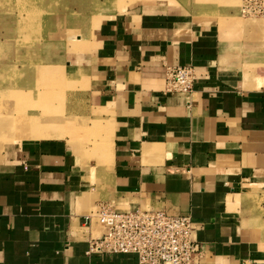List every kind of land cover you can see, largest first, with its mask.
<instances>
[{"label": "crops", "instance_id": "obj_1", "mask_svg": "<svg viewBox=\"0 0 264 264\" xmlns=\"http://www.w3.org/2000/svg\"><path fill=\"white\" fill-rule=\"evenodd\" d=\"M203 1H140L99 23L77 61L108 126L93 155L78 133L0 146V264H137L89 252L102 203L190 216L195 264H264V17ZM178 65L192 93L165 91Z\"/></svg>", "mask_w": 264, "mask_h": 264}, {"label": "rangeland", "instance_id": "obj_2", "mask_svg": "<svg viewBox=\"0 0 264 264\" xmlns=\"http://www.w3.org/2000/svg\"><path fill=\"white\" fill-rule=\"evenodd\" d=\"M140 1L155 0H0V146L61 133L75 142L78 133L92 139L89 157L99 149L108 126L88 102L92 76L77 61L92 51L99 23ZM179 1L197 13L205 5ZM236 4L241 16L260 17L244 15L243 0ZM92 221L103 230L95 216Z\"/></svg>", "mask_w": 264, "mask_h": 264}, {"label": "built area", "instance_id": "obj_3", "mask_svg": "<svg viewBox=\"0 0 264 264\" xmlns=\"http://www.w3.org/2000/svg\"><path fill=\"white\" fill-rule=\"evenodd\" d=\"M241 11L246 16L264 17V0H243ZM194 76L191 65L166 66L165 91L192 93ZM92 216L104 231L92 239L89 252L135 254L137 264H195L200 254L188 215L144 208L119 210L110 203H102L94 215L85 217L89 224Z\"/></svg>", "mask_w": 264, "mask_h": 264}]
</instances>
